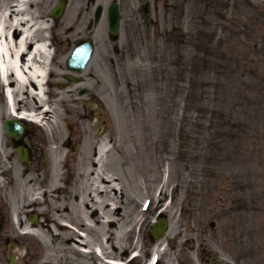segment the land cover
I'll list each match as a JSON object with an SVG mask.
<instances>
[{"label":"rangeland","instance_id":"rangeland-1","mask_svg":"<svg viewBox=\"0 0 264 264\" xmlns=\"http://www.w3.org/2000/svg\"><path fill=\"white\" fill-rule=\"evenodd\" d=\"M126 15L117 42L98 26L101 58L84 73L111 140L100 172L118 191L97 195L92 171L86 191L103 205L125 193L139 213L149 200L148 212L168 221L161 257L182 209L198 232L180 243L202 245L223 263L264 264V0H171L148 35Z\"/></svg>","mask_w":264,"mask_h":264},{"label":"flooded vegetation","instance_id":"flooded-vegetation-1","mask_svg":"<svg viewBox=\"0 0 264 264\" xmlns=\"http://www.w3.org/2000/svg\"><path fill=\"white\" fill-rule=\"evenodd\" d=\"M176 1L180 5V0ZM59 3L63 4L62 16L50 19L51 49L44 59L43 88L48 106L63 110L66 117L47 124L37 119H12L17 129L8 134L4 91L14 89L16 81L11 70L5 81L0 79V264H148L161 242L150 235L157 220L155 213L148 212L149 207L139 213L138 200L126 198L125 193L103 205L85 189V171L95 168L96 145L103 137L102 104L93 89L84 86V73L69 75L65 59L76 41L94 36L92 32L100 25L94 13L101 0H34L33 18L38 19L43 10L49 14ZM110 3L118 6L120 15L127 12L131 28L143 30L146 5L142 0ZM149 3L154 24L160 7L166 12L171 9V0ZM39 41L37 31L31 41L27 39L24 61L32 43ZM91 41L93 53L100 56V48ZM37 61L35 58L33 64ZM67 76L80 79V88L68 81L60 87V80ZM27 86L35 89L31 79ZM60 88L65 98L55 94ZM82 92L83 99L79 96ZM19 99L14 95L16 110L31 111L32 104ZM98 110L100 118H96ZM176 229L165 242L168 254H161L156 264H222L206 248L194 247L188 239L180 243L183 234L196 233L185 222Z\"/></svg>","mask_w":264,"mask_h":264},{"label":"bare ground","instance_id":"bare-ground-1","mask_svg":"<svg viewBox=\"0 0 264 264\" xmlns=\"http://www.w3.org/2000/svg\"><path fill=\"white\" fill-rule=\"evenodd\" d=\"M32 0H0V78L5 81L7 72L12 71L16 86L14 89L6 88L4 91L5 97L10 102L9 113L13 116L17 115L14 105V95L20 97L26 95L32 100L36 99L38 103H42L43 90L42 84L45 77L44 74V59L49 57V50L46 43L35 42L32 51L27 60L22 59V55L26 53V41L32 40L34 32L42 27H48V20L38 16L34 19V13L31 10ZM19 33V34H17ZM18 36L17 41L15 37ZM38 60L37 64H33L34 60ZM40 60V61H39ZM43 60V62H41ZM32 80L35 89L27 86V81ZM23 89V90H22ZM21 101V99H19ZM43 118L50 114V109L44 107ZM11 116V115H9ZM23 118H37V115L20 113ZM50 117V115H49ZM107 143L104 139L99 143L97 151L99 154L98 162L105 155ZM106 148V149H105ZM100 168L104 164L98 165ZM97 168L94 172V177H99V182L93 185L94 190L103 197V189L106 193H115L117 183L111 177H107Z\"/></svg>","mask_w":264,"mask_h":264},{"label":"water","instance_id":"water-1","mask_svg":"<svg viewBox=\"0 0 264 264\" xmlns=\"http://www.w3.org/2000/svg\"><path fill=\"white\" fill-rule=\"evenodd\" d=\"M108 25L110 32L116 31L117 18L114 12L110 13ZM83 56L84 55H82V53H80L79 51H75L74 54H72L71 57H69L68 62L71 63L70 65L79 64V68L81 69L85 61V59L82 58Z\"/></svg>","mask_w":264,"mask_h":264}]
</instances>
